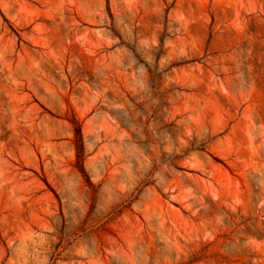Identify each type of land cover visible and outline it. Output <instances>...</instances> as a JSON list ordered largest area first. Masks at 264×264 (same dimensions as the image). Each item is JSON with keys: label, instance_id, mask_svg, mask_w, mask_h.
<instances>
[{"label": "rangeland", "instance_id": "obj_1", "mask_svg": "<svg viewBox=\"0 0 264 264\" xmlns=\"http://www.w3.org/2000/svg\"><path fill=\"white\" fill-rule=\"evenodd\" d=\"M0 264H264V0H0Z\"/></svg>", "mask_w": 264, "mask_h": 264}]
</instances>
